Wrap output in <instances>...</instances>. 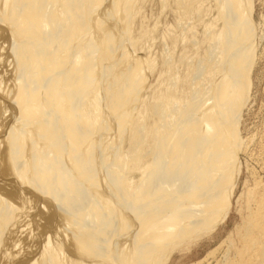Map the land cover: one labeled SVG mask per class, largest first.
I'll return each instance as SVG.
<instances>
[{"label": "bare ground", "instance_id": "6f19581e", "mask_svg": "<svg viewBox=\"0 0 264 264\" xmlns=\"http://www.w3.org/2000/svg\"><path fill=\"white\" fill-rule=\"evenodd\" d=\"M253 9L0 0V264H167L227 220L252 142ZM169 16L201 29L186 40ZM261 183L208 254L225 245L220 264H264Z\"/></svg>", "mask_w": 264, "mask_h": 264}, {"label": "rangeland", "instance_id": "374dc122", "mask_svg": "<svg viewBox=\"0 0 264 264\" xmlns=\"http://www.w3.org/2000/svg\"><path fill=\"white\" fill-rule=\"evenodd\" d=\"M253 6L254 22L257 27L256 31L258 30L257 35H259L257 36L259 41L256 42L257 52H259H256L252 71V87L249 93V100L242 111L240 132L238 133L239 137L241 136L242 139H250L252 142H249L250 145H247L248 147L246 151L241 155L239 163L241 165V170L234 190L231 210L227 220L218 226L211 235L193 243L188 249L180 247V250L178 249L174 252L167 264H220L224 255L223 252H226L225 250H227L225 245H223L222 249L216 252L213 256H209L208 254L216 249L222 241L228 238L234 239L236 233L234 230L243 223V218L247 213V204H245L247 203L245 197L247 193L246 190H248V188L251 189V187L253 188V183L255 184V181H260V183L262 182L261 184H264V0H253ZM147 8L148 10L146 9V13L148 15L152 14L154 17L157 15V8L155 6H151V8L149 6ZM154 11L155 13L153 14L152 12ZM164 22L170 25V30L174 29L173 32H178V30L180 31V29H184L185 31L183 30V34L185 32L186 40L194 36L192 34L196 28L198 29H196L197 31L195 32H199L201 29V27L199 28V25L197 26L199 22L198 20L194 21V25L192 24L193 22L183 24V28H178L177 24L170 16L168 18L166 17ZM191 24L193 26H191ZM187 26L189 29H187ZM190 29H192V31ZM187 34L192 36L189 37ZM259 142L260 145L263 144L258 147ZM261 151L262 153H259ZM261 154H263V156Z\"/></svg>", "mask_w": 264, "mask_h": 264}]
</instances>
